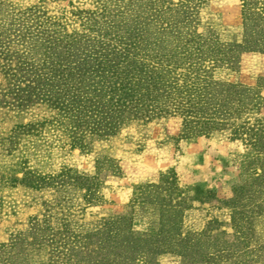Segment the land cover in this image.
<instances>
[{"label":"trees","instance_id":"1","mask_svg":"<svg viewBox=\"0 0 264 264\" xmlns=\"http://www.w3.org/2000/svg\"><path fill=\"white\" fill-rule=\"evenodd\" d=\"M94 1L81 32L56 35L54 29H29L18 22L17 28L15 19L0 27V40H45L39 44L42 58H18L14 67L2 66L12 86L24 92L17 104L42 103L54 111L51 123L65 129L70 147L81 150L132 120L179 116L177 137L226 132L244 147L235 194L250 203L232 198L230 218L239 243L246 245L245 221L264 213V67L255 86L222 82L215 73L238 71L251 53L264 59V0H241L239 41H224L202 23L200 10L207 0ZM105 164L121 171L118 162L101 156L97 172ZM67 172L72 170L64 168L47 180L60 191L71 179ZM74 174L72 185L90 194L95 177ZM51 216L33 218L26 231L0 244V264H70L72 253L85 257L92 251L96 264H149L147 247L164 236L160 229L134 237L125 226L127 217L118 216L104 222L115 228L112 236L100 227L88 240L68 230L67 217ZM168 221L175 224V218ZM199 247L208 256L229 253L220 236ZM250 254L248 248L233 250L223 264H247Z\"/></svg>","mask_w":264,"mask_h":264},{"label":"rangeland","instance_id":"2","mask_svg":"<svg viewBox=\"0 0 264 264\" xmlns=\"http://www.w3.org/2000/svg\"><path fill=\"white\" fill-rule=\"evenodd\" d=\"M95 6L94 0H0V27L15 19L17 28L18 22L29 29H54L56 35L81 32ZM200 19L224 41L241 38V0H207ZM44 41L0 40V244L26 231L33 218L49 213L52 219L67 217L68 230L88 240L103 227L104 235L112 236L115 228L104 222L126 216L125 226L134 237L164 232L147 247L149 264H223L233 250L247 248V264H264V213L245 221L247 247L239 243L230 218L231 199L244 198L235 194L244 155L241 142L230 140L226 132L177 137L182 119L165 116L132 120L113 136L94 140L87 150L70 147L65 129L51 123L54 111L42 103L17 104L24 92L12 86L2 69L6 63L14 67L18 58H42ZM263 67V57L251 53L238 71L217 70L215 79L255 86ZM101 156L118 162L121 171L105 164L97 172ZM64 168L72 170L67 172L71 179L59 191L47 178ZM74 172L95 177L90 194L72 185ZM173 218L175 224L170 225ZM218 236L229 253L208 256L199 246ZM69 257L70 264H96L98 255L92 251Z\"/></svg>","mask_w":264,"mask_h":264}]
</instances>
